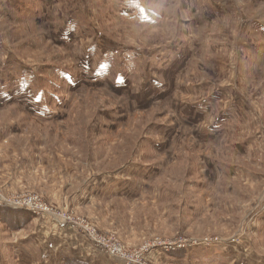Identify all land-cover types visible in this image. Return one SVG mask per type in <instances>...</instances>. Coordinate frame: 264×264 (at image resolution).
Returning <instances> with one entry per match:
<instances>
[{
    "label": "rangeland",
    "instance_id": "1",
    "mask_svg": "<svg viewBox=\"0 0 264 264\" xmlns=\"http://www.w3.org/2000/svg\"><path fill=\"white\" fill-rule=\"evenodd\" d=\"M29 195L0 210L144 264H264V0H0V198Z\"/></svg>",
    "mask_w": 264,
    "mask_h": 264
},
{
    "label": "crops",
    "instance_id": "2",
    "mask_svg": "<svg viewBox=\"0 0 264 264\" xmlns=\"http://www.w3.org/2000/svg\"><path fill=\"white\" fill-rule=\"evenodd\" d=\"M99 179L73 193L65 202L91 204L101 197L97 190L101 192L102 188L103 194L107 195L110 183L106 175ZM13 212L0 210V248L4 247L12 264H122L115 259L111 262L112 259H108L83 234L63 222L47 216Z\"/></svg>",
    "mask_w": 264,
    "mask_h": 264
},
{
    "label": "built area",
    "instance_id": "3",
    "mask_svg": "<svg viewBox=\"0 0 264 264\" xmlns=\"http://www.w3.org/2000/svg\"><path fill=\"white\" fill-rule=\"evenodd\" d=\"M2 203L8 204V205H10L11 207H14V208L26 207L32 213L33 212H36V213L39 212V210H37L32 205V204H36V203H38V205L40 204L38 202L37 197L35 195H29L23 201L16 200V198L14 200L0 198V205H2ZM5 204H3V205H5ZM40 207L42 208L43 212L52 213L51 212L52 210L49 209L46 205H40ZM61 218L63 219V221H69V223H72V227H75L74 229L77 228L76 230H78L80 233H82L84 236H86L88 238V240L96 248H98L99 250L103 251L105 254L108 255V257L110 256V258L117 259L120 262H122L123 264H144V262H138L137 260H132V259L126 257L125 254L121 251L120 247L118 248L115 245L113 246V245L108 244L103 239V237H101V236L95 234L94 232H92L91 230H89L87 225L84 226V223H82L80 221H77V220H75L73 218H70V217H61Z\"/></svg>",
    "mask_w": 264,
    "mask_h": 264
}]
</instances>
